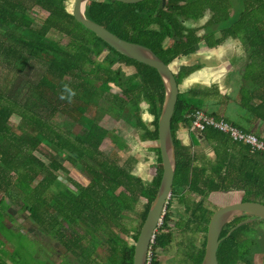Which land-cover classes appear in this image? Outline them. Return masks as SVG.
I'll return each mask as SVG.
<instances>
[{"label":"trees","instance_id":"trees-1","mask_svg":"<svg viewBox=\"0 0 264 264\" xmlns=\"http://www.w3.org/2000/svg\"><path fill=\"white\" fill-rule=\"evenodd\" d=\"M36 7L45 14L38 25L31 15ZM206 14L210 17L203 25H188ZM85 15L120 38L152 49L168 65L201 45L214 48L227 39L240 41L250 59L245 84L261 101L251 110L264 112V0H165V5L163 0L135 4L92 0ZM0 26V221L11 216L9 208L17 204L81 264L95 261L92 257L99 246L107 251L102 264H133L135 246L123 235L137 241L163 173L158 120L165 88L159 72L126 57L79 24L67 0H0ZM52 31L69 41L63 44L51 38ZM118 64L135 71L128 74ZM37 67L40 75L33 80L26 73ZM181 70L175 75L178 83L189 74ZM18 75H24L25 81L12 88ZM112 86L119 91L113 92ZM244 99L246 105L250 97L244 94ZM144 103L153 117L149 123L142 116ZM197 109L205 110L179 94L172 118L176 171L171 200L151 248L152 264H160L157 249H167L174 239L169 226L173 199L186 202L187 194L200 196L198 202L187 204L186 223L188 228L194 225L204 240L201 247L180 243L186 249L183 264L202 263L213 214L205 205L209 194L243 191L244 201L254 198L264 203V153L250 154L247 146L207 128L202 134L216 159L203 161L177 139L180 127L191 130V114ZM14 116L19 122L13 125ZM107 119L135 127L143 141L157 143L153 147L157 173L151 182L122 162L118 149L127 150V143L106 127ZM104 141L116 149L106 154ZM61 158L83 171L88 184L68 177L73 189L63 182L60 173L69 170ZM248 217H236L224 227L219 264L264 263V220L244 224L228 236Z\"/></svg>","mask_w":264,"mask_h":264},{"label":"rangeland","instance_id":"rangeland-1","mask_svg":"<svg viewBox=\"0 0 264 264\" xmlns=\"http://www.w3.org/2000/svg\"><path fill=\"white\" fill-rule=\"evenodd\" d=\"M75 1L76 0H67L69 11H72ZM31 15L36 18L35 25L40 24L45 18L44 12L38 7L34 8ZM206 19L207 18H204L194 25L201 26ZM1 31L2 29L0 26V33ZM50 36L63 44H66L69 41L67 37L58 32L52 31ZM118 66H122L128 74L135 71L131 66L116 65V67ZM26 75L35 80L40 75V69H38V67L35 70L31 68L30 71H27ZM13 81L11 82L12 88L14 86L21 87L25 81V77L24 75H18L15 80L13 78ZM112 91L118 92L119 89L112 86ZM142 109V116L144 120L149 123L152 121L153 117L148 111V107L145 103L142 105ZM18 122L19 117L14 116L12 118V124L14 125ZM105 125L106 127L115 130V132L127 143V150L118 149V153L122 157V162L130 165V167L132 166V172L136 176L141 177L146 183L151 182L157 173L156 154L153 151V147H155L157 143L143 141L140 137V132L135 127H131L122 121L107 119ZM113 149L116 148H114L108 141H104L102 150H104L106 154L111 153ZM44 150H46V147H44ZM38 155H40L43 160L47 161V158H45L44 155L39 153ZM209 156L212 157L211 153ZM63 158H61V160L69 170V173L61 172L60 179L73 189L74 184L68 181V177L81 185H87L89 180L85 173L80 169L71 166L66 160H63ZM244 197L245 194L243 191L218 192L216 194L211 193L207 198L209 201H207L205 205L211 209V211H215L218 206L222 207L234 202H239ZM199 199L200 197L194 194H187L186 200L188 201L186 202H181L178 199L172 200L171 208L173 218L169 226L173 229L174 239L167 249H157L156 254L160 264H183L185 247L181 246L180 243H184L189 247H191L192 244L201 247V243L204 240L203 234L196 232V230H194V225H190L188 228L187 223H185L190 216L185 207L187 204L193 205L194 202H198ZM142 201L145 203L144 199ZM143 205L144 204H140L139 209H142ZM1 207L4 211V207ZM9 211L12 217L1 214L4 217L0 221V224H2L0 225V264H81L77 260L76 255L71 254L70 251L66 250L64 245L56 240L53 233L45 232L43 227L29 218L28 213L22 212L19 205H11ZM138 217L139 216L133 220L135 227L139 224ZM176 222L179 223L180 226L178 224L176 225ZM261 227H264V225H261ZM133 233H135V231H133ZM123 237L129 242V244H135V241L131 236L123 235ZM106 255V249L99 246L96 253L93 255L95 261L91 264L105 262L107 258Z\"/></svg>","mask_w":264,"mask_h":264},{"label":"water","instance_id":"water-1","mask_svg":"<svg viewBox=\"0 0 264 264\" xmlns=\"http://www.w3.org/2000/svg\"><path fill=\"white\" fill-rule=\"evenodd\" d=\"M90 1L92 0L75 1L72 9L75 20L126 57L155 68L159 72L165 88V99L158 120V146L161 152L163 173L156 197L134 244L133 264H147L152 238L166 213L172 195L176 171V146L172 133V118L178 101L179 85L170 64H166L152 49L124 40L104 26L89 20L85 15V9ZM112 1L135 4L144 0ZM163 5H165V0H163ZM194 132L200 139H204L202 133L196 130ZM239 216L249 217L232 228L228 236L244 224L252 223L257 219L264 220V203L254 200L239 201L218 208L208 223L205 254L201 264H219L217 252L222 241L221 233L228 223Z\"/></svg>","mask_w":264,"mask_h":264},{"label":"crops","instance_id":"crops-1","mask_svg":"<svg viewBox=\"0 0 264 264\" xmlns=\"http://www.w3.org/2000/svg\"><path fill=\"white\" fill-rule=\"evenodd\" d=\"M209 17L210 15L206 14L204 18H207V21ZM196 23L198 22L191 21L188 25L196 26L194 25ZM203 33L202 30L199 32L200 35ZM249 63L248 50L241 42L227 39L214 48L201 45L196 52L174 60L170 66L175 75L180 74L181 69H184L183 73L189 71V74L183 76L178 83L179 94L188 99L192 98L194 103L202 104L208 113L221 117L264 140V112L262 109L256 113L251 110L259 106L261 101L258 97H252L253 89L248 83L245 84L244 80ZM194 90L201 93L194 95L192 94ZM243 93L250 97L246 105L243 102L245 100ZM176 137L182 145L202 157L203 161L206 158L209 161L216 159L213 147L205 139H200L194 131L180 127ZM210 153L212 157L209 156Z\"/></svg>","mask_w":264,"mask_h":264},{"label":"built area","instance_id":"built-area-1","mask_svg":"<svg viewBox=\"0 0 264 264\" xmlns=\"http://www.w3.org/2000/svg\"><path fill=\"white\" fill-rule=\"evenodd\" d=\"M192 131H199L202 133L207 128H213L218 132L227 135L230 140L237 144H242L248 147L250 154L264 153V140L260 139L252 132H246L226 121L223 118H217L203 109L194 110L191 114ZM162 221V220H161ZM159 223V226L161 224ZM157 231V230H156ZM156 238V232L151 241V247L148 251L147 264H152V244Z\"/></svg>","mask_w":264,"mask_h":264},{"label":"flooded vegetation","instance_id":"flooded-vegetation-1","mask_svg":"<svg viewBox=\"0 0 264 264\" xmlns=\"http://www.w3.org/2000/svg\"><path fill=\"white\" fill-rule=\"evenodd\" d=\"M225 192H227V191H225ZM229 192V191H228ZM224 193V192H223ZM251 200H253L254 198H250ZM207 201H209V200H207ZM240 201H244V198H242ZM169 204V203H168ZM172 206V205H171ZM168 207V206H167ZM207 207V206H206ZM221 206H218L217 208H216V210L218 209V208H220ZM208 208V207H207ZM209 209V208H208ZM167 210V209H166ZM210 211H211V209H209ZM215 210V211H216ZM215 211H213V213L215 212ZM213 215V214H212ZM212 217V216H211ZM186 223V222H185ZM185 223H184V225H185ZM184 225H183V227H184ZM186 250V249H185ZM92 259L94 260V258L92 257ZM70 264H72V263H70ZM100 264H102V263H100Z\"/></svg>","mask_w":264,"mask_h":264}]
</instances>
